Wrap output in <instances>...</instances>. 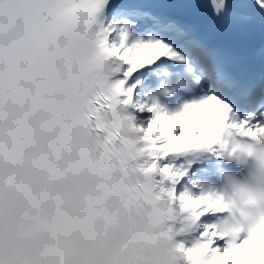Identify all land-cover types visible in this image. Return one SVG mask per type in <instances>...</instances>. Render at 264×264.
<instances>
[{
  "label": "bare ground",
  "instance_id": "bare-ground-1",
  "mask_svg": "<svg viewBox=\"0 0 264 264\" xmlns=\"http://www.w3.org/2000/svg\"><path fill=\"white\" fill-rule=\"evenodd\" d=\"M110 29L115 32L116 27H112L110 26ZM113 36L115 37V39H117V36L115 34H113ZM116 47V45H115ZM117 50H120V48L116 47ZM133 53L136 52V56L133 58V60L131 61H126V71L129 73H134L136 72V75L138 74H145V72L147 71V67L145 64H143L144 61H146V49L143 46L140 45H136L135 48H133ZM121 51V50H120ZM182 109V108H181ZM180 110V109H177ZM163 114V113H162ZM161 114V115H162ZM145 113L140 114L139 120L141 121V124L145 126V128H143V137L149 142L150 146L152 147V145H154L159 151V155H167V151L164 149V145L167 146H173L175 147L178 142L182 139L181 138V134H180V128H179V123H184L187 124L188 122H192L193 120L191 118L186 117L184 114H179V113H174V114H169V118H172L171 120L168 119L169 127H172L175 129V133H177L174 137H172L171 135H169L168 133H162L160 130L158 131V126L156 125V123L154 124L153 121L154 119H147L145 117ZM160 115V116H161ZM174 118V119H173ZM176 119V121H175ZM231 120H235V118L230 117ZM167 120V119H166ZM195 123L197 124H203L204 125V130L202 131V133L200 135H196L193 138L189 139V142H194L197 139L201 137L202 139L206 138L209 139V141L215 145H218L220 143V138L218 136L217 133L211 134L210 130L212 131H216V125L215 123H210V124H206L204 122H193L191 124V126L193 127V129H196ZM246 123V127L248 128H252L253 124L251 121L248 122H243ZM146 127H151L152 131H157V132H150L148 129H146ZM199 206L204 207L202 203L198 204ZM208 218H212V216L208 217V216H203L202 219H199V215H195L192 218V224L193 226V232H195L197 230V227L200 225V222L202 220L208 219ZM200 240L203 242L204 246V252H203V256L206 258V260H211L213 257H215L217 255V252L215 250V248L220 244V239H217L215 237H211L209 234L208 235H204L200 237ZM229 240V243L230 239ZM227 243V244H229ZM246 252H248V254L256 257L258 255L264 254V235L261 236L259 242H257L255 245H253L251 248H246L244 249ZM243 256V255H242ZM244 257V256H243ZM235 259V254L234 252H231V256L229 258H227L225 264H228V261L232 260L234 261ZM257 264H264V259H258L256 261ZM255 262H252V260H248V262H246L245 264H256Z\"/></svg>",
  "mask_w": 264,
  "mask_h": 264
},
{
  "label": "rangeland",
  "instance_id": "rangeland-1",
  "mask_svg": "<svg viewBox=\"0 0 264 264\" xmlns=\"http://www.w3.org/2000/svg\"><path fill=\"white\" fill-rule=\"evenodd\" d=\"M130 49H131V47L126 48V49H124V52H125V51H128V50H130ZM146 118H147V119H149V118L154 119V118L151 117V115H146ZM153 123H154V124L156 123V125L158 126V131L160 130L162 133H163V132H164V133H165V132H166V133H170L171 128H170L169 126L161 128V126L159 125V121H157L156 119H154ZM159 126H160V127H159ZM179 128H180V130H182V128H183L182 124L180 125ZM149 130L152 131L153 129L151 130V127H149ZM155 132H157V131H155ZM181 132H182V131H181ZM182 136L188 137V134L182 132ZM191 193H192L193 195H192L190 201H191V203H192L193 206H197L198 203L202 201V197H200V195H198L197 193H196V194H194L193 192H191ZM204 212L209 213V210H204ZM211 225H212V224H211V221H210V220L208 221V223H207L206 225H204V228H205V232H206V233L209 232V231H212V230H210V229H211ZM213 234L215 235V237H221L219 231H218V232L213 231ZM237 257H238V261H239L237 264H245L246 261H245V259L242 257L241 254L237 255Z\"/></svg>",
  "mask_w": 264,
  "mask_h": 264
}]
</instances>
